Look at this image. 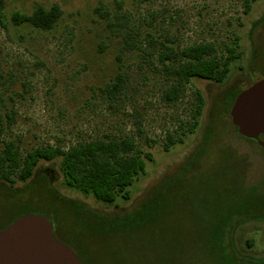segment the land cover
Wrapping results in <instances>:
<instances>
[{
  "label": "rangeland",
  "instance_id": "374dc122",
  "mask_svg": "<svg viewBox=\"0 0 264 264\" xmlns=\"http://www.w3.org/2000/svg\"><path fill=\"white\" fill-rule=\"evenodd\" d=\"M3 3L0 121L14 111L16 122L2 128L0 147L17 139L22 152L65 150L106 134L134 139L152 161L117 208L62 184L56 161L41 162L27 182L0 183V228L25 213L41 215L58 226V241L97 264H264V151L235 135L227 118L235 96L264 77V0ZM52 5L61 15L48 31L11 22L14 12ZM165 38L175 50L213 42L220 52L235 44L239 58L222 83L193 79L167 103L170 80L155 59ZM116 73L123 88L110 101L100 89ZM196 91L204 107L196 128L182 135L175 127L190 121ZM168 132L182 142L164 150ZM62 199L88 216L76 218ZM137 212V222L121 225L118 219Z\"/></svg>",
  "mask_w": 264,
  "mask_h": 264
},
{
  "label": "trees",
  "instance_id": "16d2710c",
  "mask_svg": "<svg viewBox=\"0 0 264 264\" xmlns=\"http://www.w3.org/2000/svg\"><path fill=\"white\" fill-rule=\"evenodd\" d=\"M3 4V0H0V20ZM248 11L249 2L246 1L244 12L247 13ZM60 15L61 11L57 5H52L49 9L36 6L28 15L14 12L11 16V22L14 25L27 24L48 31L54 27ZM151 42L153 41L151 40ZM123 43L127 50L132 47L129 44L128 36L123 38ZM172 43L173 41L169 38L159 42V52L155 57L157 63L162 66V72L170 80L163 93V98L167 103L178 101L186 86L193 79L212 81L217 84L222 83L229 73V64L239 58L235 53L237 48L235 44H224L219 52L213 42L195 43L179 50H175ZM122 88L123 76L116 73L113 80L100 89V92L108 100L113 101L122 91ZM192 96L193 108L190 121L188 124L179 122L175 127V130L179 129L182 135L185 132L191 133L196 128V119L200 116L204 107L203 98L198 91L194 92ZM233 101L227 110L228 120ZM3 117L4 120L1 119L0 121V132H2L3 127L10 128L16 122L14 111L6 112ZM230 127L235 130L231 124ZM233 133L239 135L236 131H233ZM138 134L141 135V132L138 131ZM165 140L164 150H167L168 146L182 142L180 138H174L170 132L165 134ZM55 161L62 178V184L82 195L91 196L95 202L105 207L117 208L118 200L124 202L130 200V187L139 176L144 174L146 162H151L152 158L149 153H143L138 149L134 139L127 136L114 138L104 134L97 139L69 146L65 150L59 147L46 146L26 149L25 152L21 151L20 142L15 139L1 144L0 183L6 184L9 188L17 182L25 183L32 178L41 162L51 163ZM62 201L72 207L73 215L76 218L88 216L82 206L74 202L70 203L65 199H62ZM22 215L13 218L9 223L2 226L0 231ZM96 217L99 221H102L100 220L102 217ZM140 217L141 213L137 212L118 220H121V225L124 226L137 222L136 220H139ZM57 228L58 226L53 228L55 238ZM74 248L76 252L72 251L81 264H97L93 258L85 255L76 245H74ZM117 264L127 263L119 260Z\"/></svg>",
  "mask_w": 264,
  "mask_h": 264
},
{
  "label": "water",
  "instance_id": "95a60500",
  "mask_svg": "<svg viewBox=\"0 0 264 264\" xmlns=\"http://www.w3.org/2000/svg\"><path fill=\"white\" fill-rule=\"evenodd\" d=\"M231 125L264 150V77L241 91L229 110ZM262 139V140H261ZM0 264H81L41 215L25 214L0 231Z\"/></svg>",
  "mask_w": 264,
  "mask_h": 264
}]
</instances>
